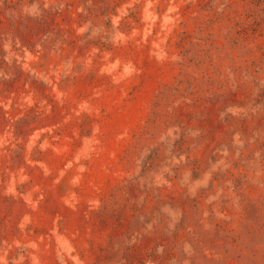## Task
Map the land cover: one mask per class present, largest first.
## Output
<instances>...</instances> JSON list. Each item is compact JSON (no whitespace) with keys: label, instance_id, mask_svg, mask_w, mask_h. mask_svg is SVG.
<instances>
[{"label":"rangeland","instance_id":"rangeland-1","mask_svg":"<svg viewBox=\"0 0 264 264\" xmlns=\"http://www.w3.org/2000/svg\"><path fill=\"white\" fill-rule=\"evenodd\" d=\"M0 264H264V0H0Z\"/></svg>","mask_w":264,"mask_h":264}]
</instances>
